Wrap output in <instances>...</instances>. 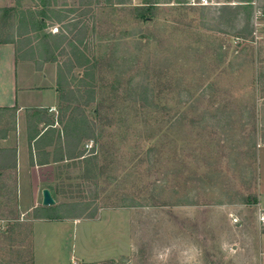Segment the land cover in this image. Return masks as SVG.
Returning <instances> with one entry per match:
<instances>
[{
	"label": "rangeland",
	"instance_id": "374dc122",
	"mask_svg": "<svg viewBox=\"0 0 264 264\" xmlns=\"http://www.w3.org/2000/svg\"><path fill=\"white\" fill-rule=\"evenodd\" d=\"M188 2L50 0L40 31L20 15L43 9L40 0L0 13V40L19 61L56 71L66 100L42 113L55 129L29 152L48 165L31 197L18 193L15 173L0 178V264H32L30 213L21 212L42 208L45 189L51 213L96 221L69 239L84 261L117 239L112 264H264L255 248L264 234V41L251 37L264 0ZM31 114L26 136L47 128ZM85 124L93 139L80 143L83 157L53 163L63 127L74 138L89 134ZM8 132L17 134L16 119L1 112L0 135Z\"/></svg>",
	"mask_w": 264,
	"mask_h": 264
},
{
	"label": "crops",
	"instance_id": "0c3cea01",
	"mask_svg": "<svg viewBox=\"0 0 264 264\" xmlns=\"http://www.w3.org/2000/svg\"><path fill=\"white\" fill-rule=\"evenodd\" d=\"M14 5L15 0H0V8H12ZM19 66L24 69L20 79L18 77ZM59 102L56 71L48 72L47 66L36 69L25 61H19L14 44H0V109H10L9 111H0V113L12 112L16 119L17 127V134L16 132H8L0 135V149L16 150V169L14 173L18 193L20 194L22 189H25L27 190V193H30L28 195L31 197V190L37 188L42 181L40 169L48 166L47 164H33L30 161L31 149L29 148L28 136H26L25 131L23 130V122L26 119V113L27 115L35 113V116L37 113H42L43 111H45L44 113H53L58 107ZM35 116L33 118L35 121L34 123L40 125L43 124L36 120ZM43 128L44 126L38 128L40 134L36 139L31 141V148H34L35 141H37L39 136L48 129ZM1 176L2 174L0 172V178ZM30 201L28 204L31 203L32 205L35 203H33L32 199ZM44 208V206L38 208V206L34 204L27 212H21V216H26L30 213V220L28 221L32 223V264H61L63 261L65 262V256L69 261L68 264H112L111 262L116 258L115 255L118 252L115 250L119 247L117 239L113 242L108 239L109 241H107V243L111 246L109 247L108 253H106V251L103 253L102 249L101 255L103 257L92 261H84L85 254L81 249L79 250L75 241L73 244H69L70 237L77 235V232L75 231L81 223L96 222L95 220L91 218L81 219L80 217H64V219L61 220H49L46 219V217L35 219L33 215L34 209L37 210L38 215L40 216L39 213L44 211L42 210ZM110 212L113 214L126 213V215H128L125 211ZM102 213L104 214L106 212ZM102 216L100 217V220L102 219ZM68 224L72 226V233L70 229L68 232L65 229ZM258 247L259 249L257 253L261 260H263L264 234L261 235L257 247L255 246V248ZM111 248L115 250L114 253H112L113 250ZM57 261L59 263H56Z\"/></svg>",
	"mask_w": 264,
	"mask_h": 264
},
{
	"label": "trees",
	"instance_id": "16d2710c",
	"mask_svg": "<svg viewBox=\"0 0 264 264\" xmlns=\"http://www.w3.org/2000/svg\"><path fill=\"white\" fill-rule=\"evenodd\" d=\"M41 4L40 6L43 8L41 10H38L37 12H33V11H25L24 13H21V19L27 24L30 25L32 28H34V31H40L43 29L44 25H42L39 22L40 18H44L45 17V9L48 8L50 6V0H40ZM21 0H15V6H19L20 5ZM152 2L146 3V5H151ZM16 7L13 8H0V13L4 14V16H8L10 14H14L17 12ZM145 8V7H143ZM147 8H151V7H146L144 9V11L142 13H145L146 10H150ZM143 16L141 15L140 18H142ZM0 44H13V42L8 41V40H0ZM47 62L50 61L49 59L46 60ZM51 61L55 62V59H51ZM57 87H58V92H59V101L60 102H64L66 101L65 98L62 96L61 92H60V85L57 81ZM10 109H0V111H9ZM45 111H43L42 113H44ZM41 112L37 113L35 118L36 120L40 121L41 123H47L46 127L48 129H54L52 128L53 124L48 122V119H45L43 117H45L44 115H42ZM85 127L87 129V126L85 124ZM47 129V131H48ZM71 126H64L63 127V140L64 143H61V139L58 138V142L56 147H59L58 150L56 151L55 156H52V162L53 163H57V162H62L65 160H72V159H80L83 157V152L82 150H78L80 143L82 142V140L84 139H88V140H92V136H90V130H88L89 134H84L82 133L80 136L77 137H70V131H71ZM46 131V132H47ZM44 132L41 136H39V138L37 139V141L39 142L42 137L45 135ZM40 134V132H37L33 137L28 136V141H29V148L31 149V141L36 139V137ZM35 141V143L37 142ZM52 143L48 144L49 146ZM78 150V152H77ZM47 156H49L47 154ZM42 164H47L46 162L42 163ZM41 165V164H40ZM16 169V150L15 149H0V172L3 175L6 172H11L10 177L12 178V173H14ZM0 192H1V187H0ZM0 198H1V193H0ZM46 209V212H48L49 214L46 216V219L49 220H61L64 219V217H60L58 215H56L55 213H51V211L47 210L49 208H44ZM33 215L35 219H39L40 216L38 215V212L36 209H34L33 211Z\"/></svg>",
	"mask_w": 264,
	"mask_h": 264
},
{
	"label": "built area",
	"instance_id": "2783aa9c",
	"mask_svg": "<svg viewBox=\"0 0 264 264\" xmlns=\"http://www.w3.org/2000/svg\"><path fill=\"white\" fill-rule=\"evenodd\" d=\"M188 5L192 7H206L214 4L211 2V0H190ZM253 25L255 29L251 33L252 39L255 41V43L264 41V13L259 11L255 13L253 17ZM259 222L264 226V213H260Z\"/></svg>",
	"mask_w": 264,
	"mask_h": 264
},
{
	"label": "water",
	"instance_id": "95a60500",
	"mask_svg": "<svg viewBox=\"0 0 264 264\" xmlns=\"http://www.w3.org/2000/svg\"><path fill=\"white\" fill-rule=\"evenodd\" d=\"M55 204L54 199L52 198L50 192L48 190L42 191V206L44 207H50Z\"/></svg>",
	"mask_w": 264,
	"mask_h": 264
}]
</instances>
